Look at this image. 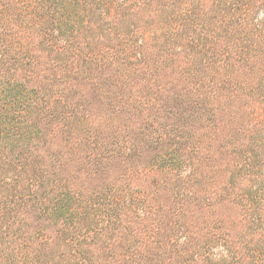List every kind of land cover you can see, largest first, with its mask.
I'll list each match as a JSON object with an SVG mask.
<instances>
[{"label": "trees", "instance_id": "trees-1", "mask_svg": "<svg viewBox=\"0 0 264 264\" xmlns=\"http://www.w3.org/2000/svg\"><path fill=\"white\" fill-rule=\"evenodd\" d=\"M42 120L97 172L164 147L194 205L150 225L145 190L88 191L29 147ZM211 198L234 211L192 218ZM114 242L118 264H264V0H0V264H113Z\"/></svg>", "mask_w": 264, "mask_h": 264}, {"label": "rangeland", "instance_id": "rangeland-1", "mask_svg": "<svg viewBox=\"0 0 264 264\" xmlns=\"http://www.w3.org/2000/svg\"><path fill=\"white\" fill-rule=\"evenodd\" d=\"M263 12L261 11L258 16L262 17ZM86 95L91 98L92 103L95 102L96 98L92 95L91 91H86ZM93 113L95 114V119L91 124L95 125L96 117L102 122V116L105 113V107L103 105H94ZM96 111V112H95ZM99 124V123H98ZM97 124V125H98ZM60 128L58 125L53 123H44L40 121L38 123L37 131L39 134L33 140L29 142V147L34 149V152H39L38 157L44 161L45 166H49L50 163H53V167L49 169L56 170L60 172L59 167H63L68 173H64L66 176H71L74 181H78V183L83 184L87 187L88 191H99L101 189H105L106 187H110L112 189H122L124 191H129V189L137 188L140 190H145L149 195H147V199H151L155 204H161L163 206L160 211L153 210L152 213L149 214L147 222L150 225L156 224L154 219H161L162 214L167 211V217L172 215L173 207L179 208L181 205L185 204L189 207V205L193 206L194 202L186 200V197H181L178 193L180 186L177 168H175L171 164H163L162 160L159 157H154L155 154H163L165 152L163 149H152L151 151H147L144 153L147 159L140 160L138 162H130V160H125L123 157L117 156L118 158H123L124 160H111L108 164L106 171L97 172L92 166H88V164L81 163L79 159H75L70 156L69 151L71 150L70 146L72 143V137L68 135V132ZM153 157V159L151 158ZM60 160H58V159ZM56 165V166H54ZM150 190L151 194L149 193ZM103 200V199H102ZM213 200V198H211ZM216 200V201H215ZM218 199L213 200V202H217ZM104 201V200H103ZM210 207H198L195 206V210L193 213L195 216L192 217L194 219L203 220H218L225 219L228 214L234 211L232 205L225 200L220 203H215ZM228 202L229 205L226 203ZM202 208V209H200ZM125 212V211H124ZM178 210L176 211V213ZM30 221L32 222V229L34 231H47L51 234H54V225L53 218H49L42 213L32 212L29 213ZM124 217L128 214L124 213ZM188 218H189V214ZM131 219V215L129 216ZM125 223H129L125 221ZM201 234V231L198 228H195ZM239 228H234V231H238ZM195 237H198L197 233ZM205 240V239H204ZM204 240H194V243H198L203 245ZM101 242H97L96 244H100ZM112 252L113 255L108 256V262L110 261L113 264H118V257L121 256L120 253L123 252L124 247L120 243H112ZM105 249L108 252V247H100L99 250ZM218 249V248H216ZM100 260L104 258V253L101 251ZM202 259H199L198 264H206V262Z\"/></svg>", "mask_w": 264, "mask_h": 264}]
</instances>
